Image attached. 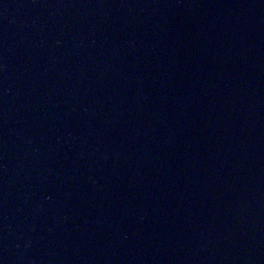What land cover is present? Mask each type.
Masks as SVG:
<instances>
[{
	"label": "water",
	"instance_id": "95a60500",
	"mask_svg": "<svg viewBox=\"0 0 264 264\" xmlns=\"http://www.w3.org/2000/svg\"><path fill=\"white\" fill-rule=\"evenodd\" d=\"M0 264H264V0H0Z\"/></svg>",
	"mask_w": 264,
	"mask_h": 264
}]
</instances>
